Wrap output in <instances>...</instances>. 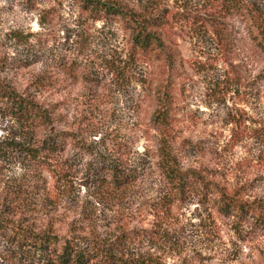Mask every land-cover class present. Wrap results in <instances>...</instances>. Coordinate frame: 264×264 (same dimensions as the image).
<instances>
[{
    "label": "rangeland",
    "instance_id": "1",
    "mask_svg": "<svg viewBox=\"0 0 264 264\" xmlns=\"http://www.w3.org/2000/svg\"><path fill=\"white\" fill-rule=\"evenodd\" d=\"M108 1L156 18L167 56L138 49L122 17L86 0H0V83L49 114L26 127L0 101V142L24 145L0 157V264H61L17 228L73 240L81 264H264V49L249 13L224 0ZM164 95L182 167L244 210L172 191L155 119ZM57 133L58 150L40 147ZM103 246L111 263L92 255Z\"/></svg>",
    "mask_w": 264,
    "mask_h": 264
},
{
    "label": "trees",
    "instance_id": "2",
    "mask_svg": "<svg viewBox=\"0 0 264 264\" xmlns=\"http://www.w3.org/2000/svg\"><path fill=\"white\" fill-rule=\"evenodd\" d=\"M227 7L237 11H246L254 27V40L258 46L264 49V7L258 6L250 0H224ZM88 7L97 10L105 17L117 15L122 17L133 31V41L137 48L141 51H150L163 53L167 56L162 42L161 35L156 30V18L151 19L141 17L138 14L124 10L114 1L108 0H86ZM167 59V57H166ZM0 101L4 103V109L8 114L13 116L21 124L26 127L46 125L48 123V111L42 107L34 98L21 94L15 88H10L0 83ZM171 99L164 95L161 100V107L158 109L155 119L157 120L156 128L160 133V160L159 165L162 169L172 191L177 196H183L184 193L190 191H199L212 193L217 195L222 207L226 211L238 213L247 207V202L237 198V196L227 193L216 184L210 182L199 170L185 169L182 167L177 153L173 147V137L169 129L171 120L170 110ZM57 133L54 136L42 140L40 147L50 151H56L61 145L63 137ZM15 147H24L23 143L18 141L0 142V157L5 154L8 149ZM34 157L39 158L40 154L34 148H27ZM39 151V150H38ZM124 173L116 167L113 171L114 180H122ZM7 225L0 222V233H4ZM15 235L19 243H26L28 247L36 248L41 254H44L45 260L49 262L58 261L61 264H81L84 260L86 251H84L73 240L61 238L53 232H36L34 230L15 229ZM107 253V255H106ZM93 256L108 259L112 262L110 256L112 252L106 248L94 247ZM114 258V257H113Z\"/></svg>",
    "mask_w": 264,
    "mask_h": 264
}]
</instances>
